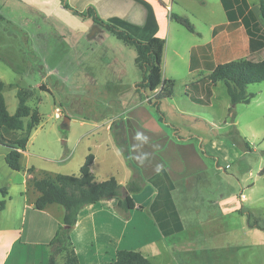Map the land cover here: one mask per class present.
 <instances>
[{"label":"rangeland","instance_id":"obj_1","mask_svg":"<svg viewBox=\"0 0 264 264\" xmlns=\"http://www.w3.org/2000/svg\"><path fill=\"white\" fill-rule=\"evenodd\" d=\"M203 1L204 7L200 0L174 2V13H186L199 35L195 33V37L184 27L174 25L170 42L162 48V77L173 83L150 92L138 87L144 74L135 64V47L102 29L94 32L84 26L64 10L61 0H0V81L4 84L0 95L13 115L18 107V91L26 90L30 94L27 104L41 115L40 125L29 135L22 167H34L37 178L45 173L78 176L86 157L93 154L91 172L97 182L114 177L126 186L141 177L144 191L131 196L138 205L145 203L148 208L155 191L147 180L153 168H173L168 158L173 152L180 157L198 154L205 163L191 158L178 169H201L212 175L209 180L214 187L234 186L246 195L245 210L258 223H264V82L247 87L255 97L249 104H237L235 117L229 114L231 102L224 82H217L210 94L196 93L198 102L186 92L190 83L210 74L215 67L213 58L204 54L201 65L195 64V70H190L187 55L194 43H206L211 38L201 18L190 15L200 16L199 9H221L216 0ZM248 1L252 5L259 0ZM255 13L259 15L258 9ZM241 32L234 38L231 35L230 41L236 39L234 48L242 51L241 38L246 34L244 29ZM228 53L219 61L234 59L238 52ZM253 55L252 61L264 59V53ZM239 59L245 60L242 55L236 61ZM172 85L173 96L158 101ZM29 122V118L24 120L26 128ZM27 133L28 129L22 134ZM177 138L188 142L173 149L169 140ZM201 149L211 157L203 156ZM217 152L219 157L214 154ZM1 178L10 179L6 174ZM28 187L34 190L32 184L28 183ZM211 193L209 189L203 196L214 199ZM12 194L16 196V191ZM2 198L0 192V201ZM122 198L123 195L107 199L110 213L100 212L95 224L84 218V226L71 236L80 264L111 263L107 256L94 255L93 248L98 243L101 247L105 243L113 258L117 249L138 251L152 240L154 228L148 213L138 208L128 213L121 211L117 203ZM125 217L129 220L128 234L120 239ZM15 224L16 221L12 223ZM32 225L35 226L33 221L26 224L22 242H34ZM46 245L22 244L20 252L24 254L19 261L48 264ZM65 259V253L57 256V264H65Z\"/></svg>","mask_w":264,"mask_h":264},{"label":"crops","instance_id":"obj_2","mask_svg":"<svg viewBox=\"0 0 264 264\" xmlns=\"http://www.w3.org/2000/svg\"><path fill=\"white\" fill-rule=\"evenodd\" d=\"M216 1L220 3L221 9H217V6V10H210V12L199 9L200 16L194 13L190 15L193 18H201L211 33V38L206 43H194L189 47L187 55L189 54L190 70H195V64L201 65L204 54H209L213 58V65L218 66L235 61L240 55L244 59L251 60L253 54L260 53L262 55L264 53V49L257 52L250 51L249 37L246 33V36L243 35L241 38L243 50L234 48L237 41L234 39L235 42L232 43L230 37L234 38V34H238V32L243 34L242 26L232 32L221 31L216 35L213 34L217 26L228 23L226 14L225 17L223 14L225 10L221 1ZM66 2L73 10L79 12H84L89 7L95 8L103 21L128 32L143 42L160 39L167 44L168 41L170 42L172 30H176L174 25H178L169 17L170 13H174L173 4L176 0H66ZM200 3L201 7L205 6L203 0H200ZM248 3L258 17L255 12L257 9L259 11V1L252 5L249 1ZM64 10L72 13L80 20V23L90 27L92 31L98 32L101 29L92 19L77 16L65 8ZM182 16L188 18L186 13ZM225 18L226 21H224ZM196 33L199 34L197 31ZM191 34L196 37L195 33ZM224 39L227 41L224 42ZM239 51H241L240 54ZM228 52L231 54L238 52L237 57L220 62L219 58H226L225 55ZM194 57H198L196 63L193 60ZM207 75L210 74L205 73L204 77ZM177 139L169 140L173 149L184 147L188 142L180 138ZM211 144L214 145V143ZM210 147L208 145V148ZM247 148L249 149V147ZM201 150L204 153L203 156L211 157L205 153L207 152L205 149V152L203 149ZM8 152L7 147L0 145V188L4 187L8 192L6 208L0 213V264H25L19 261V258L21 260L24 254V251L20 252V249L24 248L22 244L42 247L48 244L63 222L64 209L55 208L56 204L47 206L43 211L34 209V203L39 194L29 188L28 183L31 179L40 178L36 177V170L35 174L27 172L31 168L28 165L23 167L21 172L12 170L5 161ZM25 153L26 151L23 154ZM218 153H214L215 156H218ZM168 158H170V166L173 168L156 165L149 173L147 180L155 191H153L152 201L148 208L144 205L145 203L138 205L135 202L136 208L139 209L142 206L143 209L140 210L148 213L154 228L152 240L141 246L138 251L150 259L152 264H264V223H258L245 210L246 195L242 192L239 193V190L234 186H231L232 189L224 188V186H212L209 180L212 175L201 169H178V166H182L183 161L191 160V158L194 161L205 163L198 154L180 157L179 154L173 152ZM225 166L229 167V163H226ZM3 174L10 177L9 181L2 180L1 175ZM209 189L212 191L213 197L215 196L214 199L211 198V195L203 196ZM13 190L16 191V196L12 194ZM143 191L144 187L141 192ZM177 193L178 195H176ZM107 201L104 200L81 210L78 223L73 228L71 236L73 237L74 232L84 226V218L95 224L96 217L100 212L110 213ZM48 210L51 211V215L48 214ZM6 211L8 213L1 216ZM84 214L87 216L83 217ZM108 218L110 221L111 217L108 216ZM124 219L126 224L120 227V239L121 237L125 239L128 234L127 223L129 220L127 217ZM15 221L18 226L12 225ZM32 221L35 224V226L32 225L34 230L31 232V237L35 238L34 242H22L23 234L27 231L26 224H31ZM15 231L16 234L12 235V232L15 233ZM109 237L111 238V236ZM96 239L98 240L97 237ZM93 250L94 255L107 256L110 258L109 261L112 260L111 263L114 262L116 253L111 258L105 243L103 247L98 243Z\"/></svg>","mask_w":264,"mask_h":264},{"label":"trees","instance_id":"obj_3","mask_svg":"<svg viewBox=\"0 0 264 264\" xmlns=\"http://www.w3.org/2000/svg\"><path fill=\"white\" fill-rule=\"evenodd\" d=\"M225 10L227 24L219 25L214 29L216 35L221 31L232 32L242 26L249 37V46L251 52H257L264 49V0H259L258 17L251 10L247 0H220ZM65 9L72 11L75 15L82 18L92 19V21L102 30L113 35L116 39L136 49V66L143 72L144 81L138 87L155 92L160 87H164L172 81L163 79V45L164 41L156 39L153 42H143L128 32L103 21L95 8L89 7L84 12L73 10L66 2L61 0ZM170 19L178 25L184 27L191 33H196L194 25L185 16L176 13H170ZM199 35V34H198ZM224 82L231 102L229 114L235 117L234 108L237 104H249L255 97L254 94L247 92V87L252 84L264 82V60H235L220 64L212 68L210 75L199 81L188 85L186 92L192 100L198 102L194 95L203 92L211 93V88L217 82ZM4 84L0 81V90H3ZM43 86L40 87L42 89ZM173 85L168 91L163 92L158 101L162 98H171L173 95ZM207 94V96H208ZM18 107L15 114L11 115L3 95H0V145L9 149L5 158L7 165L14 171L21 172L23 167L21 159L26 151L29 141V135L36 129L41 122V115L37 108H31L27 102L30 94L26 90L20 89L17 94ZM29 118L28 127L24 120ZM28 129V133L24 131ZM23 133V134H22ZM95 157L89 154L84 164L80 167L79 175H65L45 173L40 179H31L34 190L39 194L34 203V209L43 211L49 205H59L64 209L63 222L59 225L54 237L46 245L49 248L48 264H57V256L65 253V264H80L75 249L72 246L71 232L77 225L81 210L90 205H96L110 198H117V207L126 213L136 209V203L131 195L138 194L143 190L144 181L140 179L131 180L126 186L121 185L111 177L102 182L95 180L91 172V166ZM33 174V167L27 170ZM3 195L0 201V213L6 208L7 189L0 190ZM139 209H143L142 206ZM255 226V224H252ZM111 264H152L141 252L134 250H118L115 260Z\"/></svg>","mask_w":264,"mask_h":264},{"label":"water","instance_id":"obj_4","mask_svg":"<svg viewBox=\"0 0 264 264\" xmlns=\"http://www.w3.org/2000/svg\"><path fill=\"white\" fill-rule=\"evenodd\" d=\"M68 122H69V119H66V120H65V123H68Z\"/></svg>","mask_w":264,"mask_h":264},{"label":"built area","instance_id":"obj_5","mask_svg":"<svg viewBox=\"0 0 264 264\" xmlns=\"http://www.w3.org/2000/svg\"><path fill=\"white\" fill-rule=\"evenodd\" d=\"M57 114H58V115H60V112H59V111H57Z\"/></svg>","mask_w":264,"mask_h":264}]
</instances>
